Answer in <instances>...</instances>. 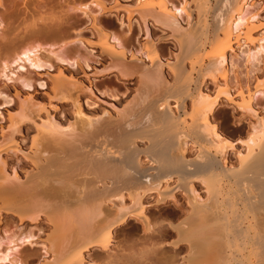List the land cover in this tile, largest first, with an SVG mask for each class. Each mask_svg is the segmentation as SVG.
<instances>
[{
    "label": "bare ground",
    "instance_id": "1",
    "mask_svg": "<svg viewBox=\"0 0 264 264\" xmlns=\"http://www.w3.org/2000/svg\"><path fill=\"white\" fill-rule=\"evenodd\" d=\"M23 1L28 12H64L62 19H52L44 30L37 29L35 22L29 26L30 37L42 32L63 39L58 50L49 51L56 64L80 66L85 72L91 69L88 62L73 61L66 52L70 44L87 43L81 36L70 37L71 14L78 12L100 35L99 54L122 64L125 55L120 51L126 49L128 39L109 36L100 24V13L111 10L105 4L92 2L98 9L94 12L90 4L73 6L70 0ZM183 1L180 5L168 1L160 8L147 2L138 10L146 42L132 51L130 60L143 65L141 76L153 85V93L166 88L147 105L139 121L133 117L118 124L87 122L80 131H62L48 111L40 124L42 135L23 146L15 135L21 132L20 122L9 114L13 133L4 137L5 145L0 147V225L11 215L48 224L42 259L34 260L26 253L10 264H264V117L258 115L255 104L264 96V82L255 92L240 87L241 100H235L230 75L233 56L229 55L236 53L235 44L243 48V40L258 44L255 51L263 53L264 37L254 40L258 27L256 16L248 10L249 0H230L220 17L202 26L200 38L193 37L184 29V15L194 12L189 4L198 10L201 5L198 0ZM123 17L117 16L121 29L128 27L131 32L133 23L125 24ZM126 17L129 20L131 12ZM149 19L176 34L188 32L174 36L182 47L177 59L183 64L172 66L171 61L157 57ZM208 43L219 46L187 69L185 61L198 56ZM41 55L38 47L14 50L1 63L0 78L14 80L15 66L50 76L54 61ZM169 68L187 74L176 88L169 87ZM113 69L124 79L132 73L118 63L105 75ZM218 77L224 83L213 96L204 82ZM17 80L29 85L22 73ZM50 81L54 98L66 85L81 83L65 76L61 68ZM88 91L96 94L93 86ZM221 98L257 117L244 137L227 138L215 122ZM74 106L77 116L86 117L80 101ZM22 112L23 121L28 115L25 108ZM10 154L23 155L22 175L9 174L6 156ZM232 155L237 165L230 163ZM151 208L167 212L157 217ZM130 221L135 225L119 234ZM9 257L0 256V261Z\"/></svg>",
    "mask_w": 264,
    "mask_h": 264
},
{
    "label": "rangeland",
    "instance_id": "2",
    "mask_svg": "<svg viewBox=\"0 0 264 264\" xmlns=\"http://www.w3.org/2000/svg\"><path fill=\"white\" fill-rule=\"evenodd\" d=\"M3 1V6H0V67L1 63L11 57L14 50L20 47H38L41 49L44 57L46 59L51 57V61L53 62L54 57L49 54V51L58 50L63 39L51 37L48 33L42 32L39 35L30 37L29 32L32 29L29 26L32 22H35L37 29L42 28L44 30L43 27L50 24L52 19L54 22H58L59 19L63 18L62 13L64 12H61L62 9L55 12L49 10L28 12L23 0ZM70 1H73L71 4L73 6L90 4L94 12L98 11L97 7L92 4V2L94 3L97 0ZM99 1L111 8L110 12L100 13L99 19L100 24L109 36L113 33L121 38L128 39L125 44L126 49L120 51L125 55L122 64L118 60H112L109 56L99 54L100 51L97 47L101 37L92 29V22L79 12L72 13L70 37L74 39L77 36H81L87 43L77 42L70 44L66 48V52H68L69 58L73 61L79 59L82 62H88L91 69H87L85 72L80 66H61L54 61L55 65L53 70L50 71V76L39 75L44 72L38 73L33 68L19 69L21 70L19 71L16 68L17 66H15L13 68L15 69L16 75L12 76L14 80H3L0 78V147L5 145L4 137H9L13 133L9 121V114L17 122H20L21 132L15 135L23 146H29L33 139L42 135L40 124L46 120V113L48 111L56 117L63 129L62 131L74 129L80 131L87 122H92L94 125H102L106 122L116 121V124H118L121 120L123 121L124 119H131L133 117H136L137 121H139L140 116L146 114V110H148L147 105L157 94L164 93L166 88L163 87L157 88V90H161L153 93L154 91L152 92L151 90L153 85H149L150 83L146 82L141 76V66L143 65L140 64V66L138 62L135 63V61L130 60L134 57L132 51L139 49L146 42L144 35L145 26L143 21H141L142 19L138 14V10L147 2L148 5L160 8L168 1L176 5H180L184 1L146 0V2L141 3L138 0ZM198 3L201 5L199 10L192 3L189 4V8H194V12L191 15L188 14V16L184 15V19L186 18L184 29L193 34V37L200 38V34L203 32L202 26L205 25L206 27L208 23H212L215 18L220 17L228 9L230 0H198ZM64 9L65 7L63 11ZM248 10L256 16L254 22L258 28L253 32L254 40L260 39L264 37V0H249ZM127 12H131V18L129 20L126 19ZM119 13L124 16L123 20L125 24L129 25L133 23L131 32H129L128 27H124L123 30L121 29L117 18ZM149 21L152 26H150L152 36L157 44V57L171 61L173 63L172 66L183 64L177 59L182 47L180 44L178 45V41L174 36L187 35L188 32L184 31L183 33L176 34L171 29H165L153 24L152 19H149ZM128 33L129 36H127ZM242 44H244L243 48L235 44L236 53L229 52V55L233 56V65L232 67L230 66L232 93L233 98L237 101L241 100L239 93L240 87L255 92L258 85L264 82V51L259 54L255 51L254 47L258 44L245 43L244 40ZM260 44H264V41L260 42ZM218 46L219 44L208 43L205 46L206 48L198 56H195L192 60H186L184 65L187 69L191 70L192 64L198 61V57H205L209 53L215 52ZM118 63L131 68L132 73L129 79L122 78L114 69L105 75V70L111 69V67ZM60 68L63 70L65 76L69 77L72 75L75 80L81 83L78 85H66L62 94H59L58 98H54L55 94L50 88V80L60 73ZM166 71H168L167 76L169 82H171L169 87L172 88H176L187 76V74L180 75L179 69L175 68L170 69V71L167 69ZM21 73L25 75L29 82L27 87L24 85L25 81L21 83L17 80ZM193 77L197 78V75L194 74ZM223 83L221 78L218 77L215 81L212 79L205 80L204 85L206 84L209 92L213 96H216L220 92ZM89 86L94 87L97 96L88 91ZM221 99L220 108L215 113V122L222 128L227 138L237 140L240 134L244 137L248 133L249 123L255 122L257 117H253L244 112L226 99ZM76 100L83 104L86 117L81 118L77 116V109L74 106ZM87 100L88 104H86ZM34 104L37 106H34ZM255 104H257L258 115L264 117V96H260ZM24 108L27 111L28 117L22 121V111H24ZM140 145L142 146V144ZM6 157L9 161L7 168L9 174L13 176V172L17 171L22 175L23 155L10 154ZM229 161L233 165H237V160L234 155L229 157ZM197 187H200V185L197 184ZM201 195L204 197L206 193L201 192ZM155 209L151 208V211L156 213L155 211L157 209ZM162 211H164V214L167 212V210H161L160 208L155 215L159 214L157 216L159 217L163 214ZM153 212H151L152 216L154 214ZM134 225L135 223L130 221L118 233H123L122 231L125 232L126 229ZM137 227L139 228L140 225ZM47 230L48 224L45 220H33L30 218L20 220L13 215L8 216L7 219L5 218L0 225V256L3 257L8 254L10 259L0 261V264H10V260L13 258L22 259L26 253H31L32 259L34 260L42 259L45 254L43 240Z\"/></svg>",
    "mask_w": 264,
    "mask_h": 264
}]
</instances>
